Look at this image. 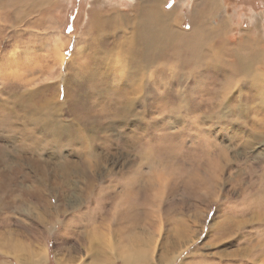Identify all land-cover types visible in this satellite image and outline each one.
I'll return each instance as SVG.
<instances>
[{"label":"rangeland","instance_id":"374dc122","mask_svg":"<svg viewBox=\"0 0 264 264\" xmlns=\"http://www.w3.org/2000/svg\"><path fill=\"white\" fill-rule=\"evenodd\" d=\"M94 1L42 0L30 23L7 21V9L0 14V264H26L31 255L39 264H108L109 256L112 264H127L134 250L147 255L138 264H264V219L253 217L264 212V194L248 190V181L238 182L237 176L251 163L258 172L264 169V131L253 127L264 95L251 79L240 81L243 75L230 70L237 54L249 58L255 51L264 60V0H221L222 9L214 14L216 25L231 17L234 43L208 47L210 55L232 52L225 65L214 68L225 80L207 79L200 70L199 79H191L195 113L201 114L204 91H209L207 126H215L206 137L200 135L204 125L182 133L174 115L162 112L131 118L129 126L118 121L83 128L74 94L88 104L120 94L127 56L112 61V46L117 52L131 33L130 28L118 30L117 38L112 24L100 35L90 32L88 11ZM165 1V10L177 9L178 24L189 30L192 6L200 1ZM208 1L216 5L220 0ZM116 2L96 0L100 7ZM120 2L128 8L135 0ZM255 20L259 44L241 48L236 41L245 39ZM181 51L179 46L171 50L157 80L162 69V82L170 81ZM258 67L263 74L264 61ZM96 86L104 90L101 95ZM68 92L73 102L65 101ZM226 97L242 112L233 126L214 113ZM166 99L163 93L162 103ZM154 117L160 121L153 131L136 130V124L157 121ZM163 122L170 127H162ZM85 135L95 163L84 166L94 174L91 186L80 165ZM141 138L143 147L161 143L160 153L139 159L132 143Z\"/></svg>","mask_w":264,"mask_h":264},{"label":"bare ground","instance_id":"6f19581e","mask_svg":"<svg viewBox=\"0 0 264 264\" xmlns=\"http://www.w3.org/2000/svg\"><path fill=\"white\" fill-rule=\"evenodd\" d=\"M198 1L200 2H196L191 9L189 17L191 26L189 30L181 29L179 25L181 20L177 16V9L171 12L165 10V0H135V3L131 4L128 8H124L126 6H124L120 0L119 2H116L118 5L112 4V6L106 5L104 7H100L99 4L96 3V0L92 3V9L90 12L88 11L87 23L90 32L93 31V33L95 32L94 34L100 35L103 33V28L109 30L110 25L112 24V34L116 37V32L118 30H127L130 28L131 33L129 37H125L126 39L118 45L119 50L117 52L113 50L114 46H112V61H121L123 57L127 56V61L124 62L126 64L120 69L121 76L122 74H126L125 87L118 90L120 94L116 97H112V100L109 99V101H105V98H108V96H99L95 98L99 103L88 104V100L85 102L82 99L80 102L77 99V93L74 92V99L77 100V105H75V107H77L78 112L80 111L78 115L80 118H78V121L80 124H83L84 129L87 130L89 124L100 125L107 123L112 126V124H116L118 121L125 122L126 126H129L131 125V118L144 117L151 112H162L164 117H167L170 114L174 115L175 122L181 125L182 133L194 130L195 128L201 130L204 125L206 128H203L200 135L206 137L207 131H211V127L215 126V123L207 126V124H209L208 119L211 115L212 105V103L210 104V97L207 98L209 91L203 90L206 99H204V102H201V107L203 108L202 112L201 114L195 113L193 109L198 106L194 97H190L192 94L190 92V86L193 80L195 81L196 79H199V77H197V75H200V72L197 73L199 70L204 71L206 77L208 75L207 79L215 78L217 81L226 79L225 74L221 76L217 73V69L214 68L225 65L228 62V54L232 55V52L223 53V50L221 49L210 55L212 46L209 51L208 47L212 42L216 43V46H220L221 43L223 46L230 45L231 43L233 44L234 42L230 38V34L234 27L232 25L231 17L221 18L217 25L214 24V14L222 9L221 0L216 5L210 4L208 0ZM42 4V0H0V14L2 15L3 9H7L3 14L6 15L7 21L10 20L9 17H14L15 23H18V21L22 23L25 20H27V23H30L33 11L36 10V8H41ZM110 16H112L111 19ZM127 16H130V18L128 19ZM207 18L210 20L209 23L207 22ZM262 18H264V13L261 16V20ZM258 26L259 24L255 20V24L244 32L243 35L245 39L236 41L241 48L257 46L259 44L260 37H258L259 35L257 34L258 30H256V27ZM122 45H124V47H122ZM177 46L182 50L180 58L178 63H176L170 81H167L164 84L162 82L164 79L162 77V69L160 70V78L158 80L156 75L159 72V68H162L165 59H167L166 57L170 56L169 53L171 50ZM239 46H236V49ZM184 51L188 54L185 55ZM123 53H125V55H122ZM87 59L88 56L86 55L82 58L85 63L87 62ZM237 59H239V61L236 64V67L234 66V68H230V70L233 72L237 71L238 75H243L239 77L240 81L245 82L246 79H251V81L255 82L254 85L256 87L259 85V94L264 95L261 89V83L264 84V73L260 74L257 71L259 68L258 66H261V64L263 65V55H259L258 52L253 51L249 58L237 54ZM104 83L105 81L103 84ZM113 85L114 83L112 84V89H115L113 88ZM95 89L99 92V95L104 91L99 86H96ZM156 90L159 91L160 94L156 92ZM163 93H165L167 97L164 103L161 101ZM69 98L72 99L73 96L68 92L65 101ZM224 99L225 100L222 102L224 108L222 107L220 108L221 110L219 109L215 112L212 111V113H219L218 117L222 118L223 122L228 121L229 124L233 126L236 122L238 123L242 112H240L238 105H235V102H226L228 101V97ZM73 101L74 100L72 99V102ZM243 101L241 102L244 103ZM148 103L151 106H149ZM156 103H159V105L157 106V109L152 111V108ZM244 105L246 104L244 103ZM164 106L165 108L161 111L160 108ZM90 107H92V110ZM246 109L247 106L243 109V112ZM225 115L229 117L225 119ZM258 116L256 117L257 119L255 120L253 127L258 128L259 131H264V103L261 104V113L259 112ZM154 119L157 121H153L151 124H136V130L145 133L153 131V128H156L155 123L160 121V118L154 117ZM162 127L168 128L170 126H167V124L165 125L164 123V126ZM175 134H177V132H175ZM80 139L81 143L89 142L87 135L81 136ZM164 139L167 141L170 139V136H165ZM142 141L144 142V139L141 138L132 143L137 146L139 159H142V157L145 159L150 158V153L152 151L160 153L161 143L154 142V144H151L149 147H143ZM91 151L88 143V145L82 146L80 153V165L83 167V176L89 182L87 184L88 186H91L94 174L86 171V167L84 166H86V164L93 165V167L95 166V163L91 162V159H93V153ZM222 155L225 157L224 151L222 152ZM238 171H240L237 175L239 177L238 182L243 183L244 180H247L248 190L262 192L264 194V169H261V171L258 172L256 171L254 164L251 163ZM109 188L112 189L111 186ZM107 193V197H110L111 199L112 190ZM107 193L104 192V194ZM102 205L103 203L100 204V207ZM253 217L262 220L264 219V212L260 213L258 216L254 215ZM77 232L79 234L78 237L82 236V233L78 230ZM101 253L104 255V252ZM146 256V254L141 252L137 253V251L134 250L133 254L127 258V264L144 262L143 260ZM107 261L108 264L109 262L112 264V257L109 256ZM26 264L39 263L38 260L31 255L30 261Z\"/></svg>","mask_w":264,"mask_h":264}]
</instances>
